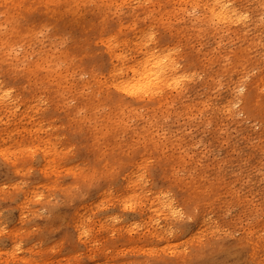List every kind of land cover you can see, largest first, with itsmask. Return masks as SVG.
<instances>
[{
    "label": "rangeland",
    "instance_id": "rangeland-1",
    "mask_svg": "<svg viewBox=\"0 0 264 264\" xmlns=\"http://www.w3.org/2000/svg\"><path fill=\"white\" fill-rule=\"evenodd\" d=\"M110 4L100 0H43L42 10L36 16L32 15L29 5L21 6L10 16L7 13L6 17L0 15V35L6 31V43H17L13 50L6 49V61L0 62L5 83L17 93L41 97L46 112L36 118L43 116L56 122L54 130L46 124L33 125L32 134L40 139L41 144L23 142L29 137L23 129L13 132L10 143L4 145L0 142L2 153L6 146L11 147L7 153L10 161H16L22 155L27 157L25 184L20 190L14 189L12 166L6 163V158L0 157V264H161L150 252L164 253L167 248L175 252L167 255L168 261L184 263L202 245L213 243L214 247L206 252L212 260H220L222 264H253L248 258L249 248L239 242L247 241L252 233L264 229V114L240 111L242 104L236 106L232 117L225 118V123L221 121L224 117L212 122L202 120L199 132L183 125L191 111L173 120V126L166 131L153 129L152 134L156 136L153 157L167 159L176 152L167 142L174 139L177 152L186 157L182 168L189 170V173L180 172L179 176L201 188L204 199L221 191L214 205L203 202L204 206H209L199 213L197 219L180 223L168 241H150L145 226L137 227L143 219L131 210L120 211L113 205V200L99 203L90 213L80 207L81 203L99 202L96 191L102 180L96 172L98 157L116 153L123 158L131 157L135 147L140 149L144 145L135 130L136 122L127 119L126 126L119 128L116 119H108L109 110L102 102L96 110L88 107L81 111V127L75 125L67 113L68 107L62 103V99H67L74 108L78 104L81 106V100L88 104L89 99L95 98V93L88 88L90 76L82 72L80 65L73 66L77 69L73 77L67 69L74 63L68 59L75 55L87 35L107 23L134 25L151 21V18L142 20L144 17L140 11L127 10L128 7L123 5L109 11ZM166 21L173 23L168 33L177 35L181 46L193 42L196 50L203 51L199 58L193 59L199 67L200 77L191 81L184 99L195 102V94L199 92L200 108L207 110L210 100L223 102L230 99L231 91L227 87L216 88L212 84V77L221 78L224 84L227 82L223 76L226 67H243L246 85L252 82L264 84L263 48L247 56L249 41H242L237 35L218 36L216 42L201 36H196L195 40L187 17ZM17 23L26 25V30L20 32L21 40L11 37L10 29ZM177 26L179 34L176 33ZM101 34L106 37L108 29H102ZM3 50L0 49V53ZM7 51H13L18 62L12 63ZM90 52L94 56L90 61L93 69L101 62L106 64L101 43L91 46ZM5 62L14 65V72L7 76ZM56 62L60 65L58 71H55ZM47 63L51 68L45 66ZM54 87L58 88L56 98L52 91ZM244 92L240 95L243 96ZM179 99L174 96L176 103L172 105L171 115L179 107ZM3 119L6 122V118ZM184 131L191 133L194 141H184L181 136ZM149 162L150 166L139 164L146 168V187H153V190L159 186L167 187L173 177L154 158ZM160 166L166 171H160ZM93 172L95 175L89 177ZM121 184L122 181L117 179L116 185ZM33 187L37 188L38 196L26 204L23 193ZM78 191L81 200L75 204L79 207L69 205L63 194L70 192L72 195ZM171 195H175V211L181 212L176 206L178 197L174 192H170ZM87 215L102 221L96 222L90 236L86 232L81 234V221ZM118 216L128 225L127 234L113 233L106 226L115 225L113 219L118 220ZM159 223H164V218Z\"/></svg>",
    "mask_w": 264,
    "mask_h": 264
},
{
    "label": "bare ground",
    "instance_id": "bare-ground-1",
    "mask_svg": "<svg viewBox=\"0 0 264 264\" xmlns=\"http://www.w3.org/2000/svg\"><path fill=\"white\" fill-rule=\"evenodd\" d=\"M100 1L112 3L108 6L109 11H115L117 7L123 5L128 7L127 10L140 11L144 17L142 20L151 18V21L134 25L126 22L120 25L107 23L103 27L96 28L95 33L87 35L75 55L68 59L74 63L72 68L67 69L70 71V76L73 77L77 70L75 69L77 68L76 65H80L82 72L90 76L88 88L92 93H95V98L89 99L88 104H85L87 101L81 100V106L78 104L74 108L70 107L67 99H62V103L68 107L67 113L75 125L81 127L83 126L82 118L79 117L81 111L88 107L96 110L102 102L109 110L108 119L112 121L116 119V125L119 128L126 126L127 119L136 122L135 130L144 140V145L140 149L135 147L131 157L123 158L117 153L108 155L101 153L102 156L96 159V169H98L96 172H99L102 180V184L96 191L99 202L91 205L81 203L80 207H84L90 213L99 203L113 200V205L120 211L131 210L143 219L142 224L137 227L145 226L148 231L146 236L150 241L152 239L168 241L169 236L175 234L180 223L187 219H197L200 216L199 213L209 206H204L203 202L214 205L215 199L221 191L213 192L209 198L204 199L201 197L203 194L201 188L179 176L180 172L189 173V170L182 168L186 157L179 151L177 152L176 140L170 138L167 141L176 150L167 159L159 156L153 157L156 146V136L152 134L153 129L159 128L166 131L173 126V120L180 118L182 113L191 111V116L184 119L186 123L183 125L194 127L199 132L200 122L203 123L202 120L212 122L217 118L224 117L221 121L225 123V118L232 117L236 112V106L239 104H242L240 111L245 110L254 115H262L264 114V84L252 82L246 85L243 67H226L223 76L227 84H224V80L221 78L216 79L214 77H212V84L216 88H221L223 85L227 87L231 91L230 99L227 98L223 102L210 100L208 110L200 108L202 102L197 99V95L200 94L199 92L196 93L197 89L195 88V102L184 99L191 81L200 77L197 70L199 67L196 66L193 59L199 58L202 50H196L193 47V42L181 46L177 35L168 33L172 29L173 23L167 22L166 19H184L187 17L191 21L190 30L194 33L195 40L196 36H201L205 40L216 42L218 36L223 38L237 35L242 41H249L247 56H250L259 48L264 50V0ZM26 5L32 7L30 11L32 15L36 16L42 10L43 0H27L24 3L20 0H0V15L6 17L7 13L10 16L18 8ZM25 27L26 25L17 23L10 29L11 37L21 40L20 32L25 31ZM104 28L109 31L106 37L105 34H101ZM176 31V33H180L178 26ZM0 36H2L0 37V49H4L0 53L1 62L6 61V49L13 50L17 43H6V31ZM22 42L24 43V41ZM97 43H101L104 48L106 64L101 62L93 69L90 61L94 56L90 50L91 46ZM13 53V51L8 52L11 62H18V58ZM10 63H4L8 66L6 76L10 72H14V65ZM56 64L55 71H58L60 65L57 62ZM45 66L51 68L48 63ZM48 70L46 68V72ZM50 70L53 71V69ZM55 75L57 76V74ZM234 75L237 77L234 78ZM41 82L44 83L42 80ZM206 87L209 89L208 86ZM190 90L192 91V88ZM52 91L55 95L54 98H56L55 92L58 91V88L54 87ZM242 91H245L243 96L240 95ZM174 96L176 99L180 97L179 107L171 115L172 105L176 103ZM41 99L36 94L23 95L17 93L5 83L4 76L0 73V142L4 145L10 143L13 132L23 129L29 135L28 140L23 142L37 145L41 144V141L32 134L34 124H36L35 127L46 124L50 129H56L54 120L44 119L43 116L39 119L36 118V115H42L46 112L41 104ZM256 100L258 101L255 104ZM4 117L6 122L3 121ZM146 117L148 119H145ZM148 129L151 132L148 133ZM181 136L187 143L194 141L191 133L188 134L186 131ZM10 150L11 147L6 146L3 153L0 152V157L6 158V163L12 166L11 173L15 180L14 189L20 190L25 184L26 169L24 166L27 157L22 155L21 158L12 162L7 154ZM150 158H154L167 169L166 171L160 166V171L165 170L173 177L170 183L167 182V187L159 186L155 190L153 187H146V183H148L146 168L139 164L150 166ZM163 161L169 166H166ZM96 172L90 173L88 176L93 177ZM117 179L122 181L119 187L116 185ZM170 192H174L178 197L176 206L180 208L181 212L175 211L173 205L175 195L170 196ZM23 196L26 204L31 202L38 196L37 188H27ZM63 196L67 203L73 206L81 200L79 191L72 195L70 192H65ZM243 208L245 207L243 206ZM75 218H77V214H75ZM161 218H164V223H159ZM96 222L101 223L102 221L97 217L91 219L88 215L85 216L81 221V230H83L81 234L86 232L87 236H90ZM113 223L115 224L113 226L106 225L111 228L113 233L127 234L128 225L124 224L119 216L118 220L117 218L113 219ZM263 232L264 229L262 228L258 233H252L247 241L243 239L239 242L249 248L248 258L253 264H264ZM214 233L215 228L212 229V235ZM213 245L214 243L202 245L184 263L168 261L167 255L171 256L175 253L169 251L171 248H167L169 252L150 253L156 261L162 262L161 264L171 262H176L175 264H222V261L212 260L206 253L214 247Z\"/></svg>",
    "mask_w": 264,
    "mask_h": 264
}]
</instances>
